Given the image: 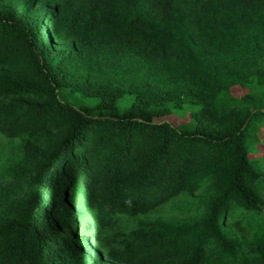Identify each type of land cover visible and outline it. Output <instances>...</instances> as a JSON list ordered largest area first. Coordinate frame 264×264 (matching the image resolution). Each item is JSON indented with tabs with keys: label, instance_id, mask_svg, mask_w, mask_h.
I'll list each match as a JSON object with an SVG mask.
<instances>
[{
	"label": "trees",
	"instance_id": "trees-1",
	"mask_svg": "<svg viewBox=\"0 0 264 264\" xmlns=\"http://www.w3.org/2000/svg\"><path fill=\"white\" fill-rule=\"evenodd\" d=\"M262 129L264 0H0V264H264Z\"/></svg>",
	"mask_w": 264,
	"mask_h": 264
},
{
	"label": "rangeland",
	"instance_id": "rangeland-1",
	"mask_svg": "<svg viewBox=\"0 0 264 264\" xmlns=\"http://www.w3.org/2000/svg\"><path fill=\"white\" fill-rule=\"evenodd\" d=\"M244 93L245 92L238 87L232 89L233 96L241 97ZM168 120L173 125L178 126V125L182 124L183 122L187 121L188 117L187 116L183 117V116H179V115H172V116L168 117ZM259 136L264 141V129H262L259 132ZM261 155H262V149H261V147H259V152H258L257 156H261Z\"/></svg>",
	"mask_w": 264,
	"mask_h": 264
}]
</instances>
